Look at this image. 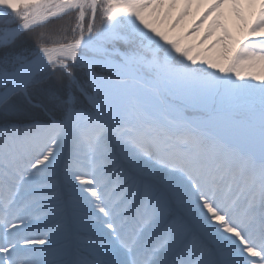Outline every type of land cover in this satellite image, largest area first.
<instances>
[{
    "label": "snow or ice",
    "instance_id": "1",
    "mask_svg": "<svg viewBox=\"0 0 264 264\" xmlns=\"http://www.w3.org/2000/svg\"><path fill=\"white\" fill-rule=\"evenodd\" d=\"M0 264H264V0H0Z\"/></svg>",
    "mask_w": 264,
    "mask_h": 264
},
{
    "label": "bare ground",
    "instance_id": "2",
    "mask_svg": "<svg viewBox=\"0 0 264 264\" xmlns=\"http://www.w3.org/2000/svg\"><path fill=\"white\" fill-rule=\"evenodd\" d=\"M177 11H178V9H177ZM201 11H203V8L201 9ZM195 14H196V8H194V6H193V8H192V14L187 18L186 21L183 22V26H184V27H188V26H189V24H190V23L192 22V20L194 19ZM174 15H175V13H174Z\"/></svg>",
    "mask_w": 264,
    "mask_h": 264
},
{
    "label": "rangeland",
    "instance_id": "3",
    "mask_svg": "<svg viewBox=\"0 0 264 264\" xmlns=\"http://www.w3.org/2000/svg\"><path fill=\"white\" fill-rule=\"evenodd\" d=\"M194 8H195V5H194ZM179 10V9H178Z\"/></svg>",
    "mask_w": 264,
    "mask_h": 264
}]
</instances>
